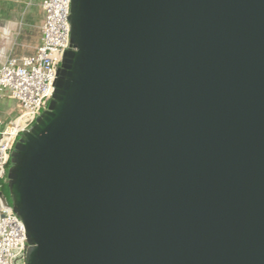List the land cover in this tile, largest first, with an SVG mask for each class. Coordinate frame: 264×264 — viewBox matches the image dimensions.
Returning <instances> with one entry per match:
<instances>
[{"label":"water","instance_id":"95a60500","mask_svg":"<svg viewBox=\"0 0 264 264\" xmlns=\"http://www.w3.org/2000/svg\"><path fill=\"white\" fill-rule=\"evenodd\" d=\"M10 155L25 264H264V0H71Z\"/></svg>","mask_w":264,"mask_h":264},{"label":"built area","instance_id":"2783aa9c","mask_svg":"<svg viewBox=\"0 0 264 264\" xmlns=\"http://www.w3.org/2000/svg\"><path fill=\"white\" fill-rule=\"evenodd\" d=\"M71 0H43L40 44L31 56L10 57L0 64V96L7 93L18 107L17 118L0 124V264H25V231L6 194L10 155L21 133L46 109L62 55L68 48Z\"/></svg>","mask_w":264,"mask_h":264},{"label":"crops","instance_id":"0c3cea01","mask_svg":"<svg viewBox=\"0 0 264 264\" xmlns=\"http://www.w3.org/2000/svg\"><path fill=\"white\" fill-rule=\"evenodd\" d=\"M43 0H0V64L7 58L27 57L40 44ZM18 115V107L7 93L0 96V124L5 127Z\"/></svg>","mask_w":264,"mask_h":264},{"label":"rangeland","instance_id":"374dc122","mask_svg":"<svg viewBox=\"0 0 264 264\" xmlns=\"http://www.w3.org/2000/svg\"><path fill=\"white\" fill-rule=\"evenodd\" d=\"M18 140H20V137H19ZM10 167H11V164H10V166H9V168H8V171H9ZM7 175H8V174H7ZM5 182H6V184H5V190H6L5 193H6V197H7V199H8V202H9L10 200H9L8 187H7V185H8V178H7V177H6Z\"/></svg>","mask_w":264,"mask_h":264},{"label":"trees","instance_id":"16d2710c","mask_svg":"<svg viewBox=\"0 0 264 264\" xmlns=\"http://www.w3.org/2000/svg\"><path fill=\"white\" fill-rule=\"evenodd\" d=\"M5 191H6V190H5V188H4V194H6Z\"/></svg>","mask_w":264,"mask_h":264}]
</instances>
